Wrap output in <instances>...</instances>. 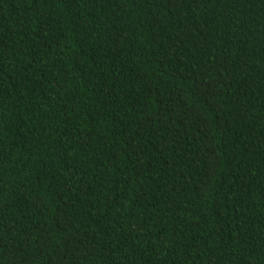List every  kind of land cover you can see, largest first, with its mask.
Wrapping results in <instances>:
<instances>
[{
  "label": "trees",
  "instance_id": "trees-1",
  "mask_svg": "<svg viewBox=\"0 0 264 264\" xmlns=\"http://www.w3.org/2000/svg\"><path fill=\"white\" fill-rule=\"evenodd\" d=\"M0 264H264V0H0Z\"/></svg>",
  "mask_w": 264,
  "mask_h": 264
}]
</instances>
